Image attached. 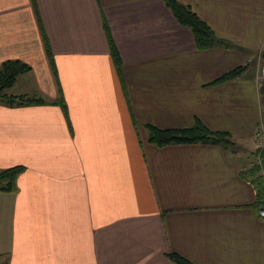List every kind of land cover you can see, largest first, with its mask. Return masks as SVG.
I'll return each mask as SVG.
<instances>
[{"label": "crops", "instance_id": "obj_1", "mask_svg": "<svg viewBox=\"0 0 264 264\" xmlns=\"http://www.w3.org/2000/svg\"><path fill=\"white\" fill-rule=\"evenodd\" d=\"M180 1L235 45L197 48L164 0H0V68L31 67L5 91L48 101L0 102V169L23 167L0 190V264H264L247 175L264 125V0ZM197 119L234 148L149 140V125Z\"/></svg>", "mask_w": 264, "mask_h": 264}, {"label": "trees", "instance_id": "obj_2", "mask_svg": "<svg viewBox=\"0 0 264 264\" xmlns=\"http://www.w3.org/2000/svg\"><path fill=\"white\" fill-rule=\"evenodd\" d=\"M167 6L172 10L176 19L184 26H187L193 33L195 43L199 49H210L214 47L232 48L235 44L230 38L219 35L204 19H202L189 5L180 0H164ZM108 32L112 54L120 76L121 63L117 48L111 36L108 26ZM249 65H241L224 73L215 83L234 79L239 77ZM31 70L30 65L20 60L5 61L0 68V102L9 106L17 105H39L46 104L43 98L28 97L24 95L14 96L5 92L6 89L12 87L18 77ZM262 95L264 102V84L262 85ZM59 103L66 109L65 102ZM149 129V140L151 143L162 147L170 144H191L206 143L221 145L225 148H234L236 145L233 135L230 132L212 130L208 128L201 120L197 119L192 127L161 129L152 125L147 126ZM257 155L260 158V164H255L251 172L254 182L259 189L261 206L264 202V147H259ZM23 171V167L16 166L8 169H0V190L14 191L16 190V181L19 174ZM168 256L177 264H193L184 256L169 252Z\"/></svg>", "mask_w": 264, "mask_h": 264}, {"label": "built area", "instance_id": "obj_3", "mask_svg": "<svg viewBox=\"0 0 264 264\" xmlns=\"http://www.w3.org/2000/svg\"><path fill=\"white\" fill-rule=\"evenodd\" d=\"M261 78L264 81V64H262L261 66ZM256 141L259 144V147H264V125L258 130V133L256 135ZM260 216L264 218V202L260 208Z\"/></svg>", "mask_w": 264, "mask_h": 264}, {"label": "rangeland", "instance_id": "obj_4", "mask_svg": "<svg viewBox=\"0 0 264 264\" xmlns=\"http://www.w3.org/2000/svg\"><path fill=\"white\" fill-rule=\"evenodd\" d=\"M262 52V51H261ZM261 55H262V53H261ZM262 59H260L261 61H260V63L261 64H264V57H261ZM262 79V78H261ZM263 80V79H262ZM6 92V91H5ZM264 107V106H263ZM263 111H264V108H263Z\"/></svg>", "mask_w": 264, "mask_h": 264}]
</instances>
